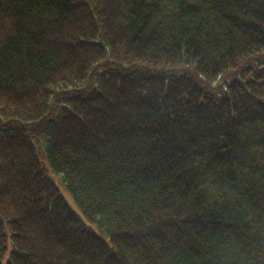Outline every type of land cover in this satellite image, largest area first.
Instances as JSON below:
<instances>
[{
    "label": "trees",
    "instance_id": "obj_1",
    "mask_svg": "<svg viewBox=\"0 0 264 264\" xmlns=\"http://www.w3.org/2000/svg\"><path fill=\"white\" fill-rule=\"evenodd\" d=\"M0 264H264V0H0Z\"/></svg>",
    "mask_w": 264,
    "mask_h": 264
}]
</instances>
